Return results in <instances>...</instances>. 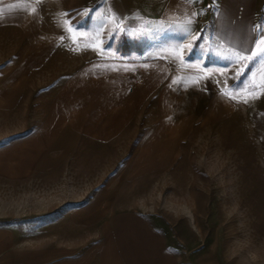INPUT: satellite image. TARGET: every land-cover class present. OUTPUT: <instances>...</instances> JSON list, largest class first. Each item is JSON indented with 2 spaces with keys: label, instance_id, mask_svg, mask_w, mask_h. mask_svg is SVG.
Returning a JSON list of instances; mask_svg holds the SVG:
<instances>
[{
  "label": "rangeland",
  "instance_id": "rangeland-1",
  "mask_svg": "<svg viewBox=\"0 0 264 264\" xmlns=\"http://www.w3.org/2000/svg\"><path fill=\"white\" fill-rule=\"evenodd\" d=\"M77 1L0 0V146L37 128L43 117H59L67 100L76 105L79 90L93 122L86 128L101 131L86 130L79 147L60 162L54 159L49 177L15 181L0 174V224L63 202L92 208L110 190L115 202L107 212L142 214L165 246L132 251L131 259L264 264V107L256 99L244 104L226 96L225 109H192V93L178 88V72L192 70V58L219 66L218 45L201 38L192 47L185 38L182 59L173 64L163 58L153 25L140 27L152 32L146 36L131 38L118 27L111 34L95 32L106 43H84L83 36L77 42L79 28L90 22ZM131 50L136 54L123 55ZM143 51L148 56L138 54ZM229 62L228 91L235 94L247 83L248 69L237 76L243 62ZM109 114L116 119L110 133L102 130ZM156 125L173 132L144 141L148 150L134 156L142 143L134 137ZM44 142L53 145L54 139ZM86 231V241L98 238L97 230Z\"/></svg>",
  "mask_w": 264,
  "mask_h": 264
},
{
  "label": "crops",
  "instance_id": "crops-1",
  "mask_svg": "<svg viewBox=\"0 0 264 264\" xmlns=\"http://www.w3.org/2000/svg\"><path fill=\"white\" fill-rule=\"evenodd\" d=\"M76 6V9L86 12L90 21L88 26L79 28L77 42L83 36L84 43H106V38L101 36L97 39L95 32L99 30L100 33L111 34L118 27L121 28L120 34L131 38L139 34L146 36L152 32H140V27L153 25L157 28L158 48L162 50L163 58L171 60L173 64L180 63L182 59L181 43L185 38L186 42H192V47L201 38H204L205 45L207 42L218 45L222 61L219 66H206L192 58V70L178 72V88L192 93V109H209L211 113L228 106L224 93L229 89V61L234 59L229 57L237 51L247 56L248 52L242 50L254 51L256 43L264 36V0H78ZM189 19L194 22L188 24ZM90 32H93L92 39L89 38ZM134 53L131 50L123 55ZM138 54L148 56L147 51ZM242 62L245 64L247 61ZM258 67L252 65L248 69L247 79ZM140 69H144L147 75V68ZM218 76L219 79L216 78ZM80 94L81 90L78 91L76 105L66 101L59 117H43L39 123H35L40 124L37 128L19 133L9 144L0 146L1 175L17 179L15 181L37 176L49 177L54 171V159L60 162L75 147H79L80 141L86 138V130L101 134L100 128H86V124L93 122L89 119L90 112H86L84 99H79L83 97ZM255 99L259 107H264V91ZM196 113V110L192 111V120ZM112 115L109 114L108 127L102 129L109 133L111 125L116 123ZM172 130L157 125L147 127L142 136L134 137L142 139V143L133 155L138 156L148 150L145 143L149 139L160 141L170 136ZM99 136L93 135L91 138ZM45 137L54 139L53 145H47ZM53 149L56 157L53 156ZM107 192L104 193L107 195L96 198L100 201L92 208L84 206L81 201L63 202L43 212L31 213L26 217H10L2 222L0 264H150L145 259H131L128 254L132 251L148 252L151 247H165L154 223H150L142 214L126 218L107 212L115 202V197H112L114 191ZM104 218L106 223L103 221L105 224H102ZM25 225H29L27 232L23 229ZM87 228L88 234L97 230L98 238L86 241ZM127 230H132L129 235L125 234ZM55 235L61 240L53 243L52 236ZM70 237L73 239L71 242L75 243L68 242ZM106 254L111 258L106 259Z\"/></svg>",
  "mask_w": 264,
  "mask_h": 264
},
{
  "label": "snow or ice",
  "instance_id": "snow-or-ice-1",
  "mask_svg": "<svg viewBox=\"0 0 264 264\" xmlns=\"http://www.w3.org/2000/svg\"><path fill=\"white\" fill-rule=\"evenodd\" d=\"M32 11L35 12L36 9L32 8ZM63 15H68L64 13ZM2 16V14H0ZM194 21L189 19L187 21L188 24H192ZM68 22L65 21V24ZM69 31H72L71 27H69ZM75 43V39L73 40ZM95 47V46H93ZM242 51L248 52V55H242L240 51L233 53L232 57L237 63L241 61H247L240 71L237 73V76H241L244 74L245 69H250L252 65H259L256 72L252 73L251 77L247 79V83L241 82L244 86L241 88L240 92L233 94L232 91H226L224 93L229 99L236 101L237 103L249 104L251 99L258 98L262 91H264V36H261L259 42L256 43V48L254 51H250L247 49H243ZM179 55V53H175Z\"/></svg>",
  "mask_w": 264,
  "mask_h": 264
}]
</instances>
